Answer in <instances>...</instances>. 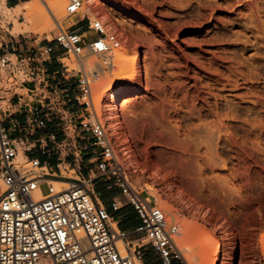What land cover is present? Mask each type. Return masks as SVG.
<instances>
[{
	"label": "rangeland",
	"instance_id": "rangeland-1",
	"mask_svg": "<svg viewBox=\"0 0 264 264\" xmlns=\"http://www.w3.org/2000/svg\"><path fill=\"white\" fill-rule=\"evenodd\" d=\"M97 1L94 7L84 0V12L115 32L122 46L113 68L96 55L63 56L67 89L76 95L75 74L87 71L105 124L111 104L105 99L116 89L129 93L121 103L126 133L118 139L109 128L110 135L134 184L169 224L180 226L178 244L188 264H211L205 259L213 257L215 241L223 264H264V0ZM66 3H49L64 17L60 26L41 7L28 27L25 5L15 22L33 42L51 43L61 26L80 19L66 18ZM107 10L115 21L102 20ZM9 11L0 0V15L14 22ZM134 60L135 73L128 68ZM18 164L28 165L21 157ZM41 191L47 194V185ZM144 252L148 262L151 252Z\"/></svg>",
	"mask_w": 264,
	"mask_h": 264
},
{
	"label": "built area",
	"instance_id": "built-area-1",
	"mask_svg": "<svg viewBox=\"0 0 264 264\" xmlns=\"http://www.w3.org/2000/svg\"><path fill=\"white\" fill-rule=\"evenodd\" d=\"M65 12L67 19H80L68 28L61 26L51 43L35 41L15 55L6 50L0 54V76L8 77L5 81L0 77V264H143L148 247L160 264H188L178 244L180 226L169 224L157 202L134 184L124 153L99 115L91 75L82 68L75 74L79 113H71L65 103L70 91L64 65L58 73L64 82L55 89L50 86L47 64L57 49L64 51L60 59L91 54L113 68L122 46L115 32L84 12V0H67ZM78 25L86 26L91 37L81 33ZM3 37L0 25V51ZM24 89L26 102L25 95L18 92ZM13 97L25 108L24 123L13 120L7 103L3 105ZM52 124L63 135L59 143L57 133L37 135ZM73 141L82 144L79 150L93 153L97 174L71 178L63 174L73 171L63 166V160L57 174L32 156L35 151L48 153L50 143L69 152ZM20 156L28 165L18 164ZM68 156L74 165L79 162V155ZM109 180H114L123 203L136 211L140 221L136 228L121 229L102 203L95 182ZM42 185H47V194L42 193ZM121 208V202H113V212Z\"/></svg>",
	"mask_w": 264,
	"mask_h": 264
},
{
	"label": "crops",
	"instance_id": "crops-1",
	"mask_svg": "<svg viewBox=\"0 0 264 264\" xmlns=\"http://www.w3.org/2000/svg\"><path fill=\"white\" fill-rule=\"evenodd\" d=\"M4 1H5V8L8 11L10 10L9 12L14 18V22L12 21L5 22L6 17L2 14L0 15V25L4 28V37L2 42L3 48L0 51V54H2V52L6 50L15 55V52L17 53L23 52L34 44L28 33H24L25 30L23 31L20 25L23 23H19L17 21L18 23L17 24L15 22V16L17 15L24 16V14L23 13L15 14L14 12L15 11L14 9H16L17 7H22L25 3L31 2L32 0H4ZM21 30L23 31V33L15 34V32L17 31L20 32ZM79 31L84 35H86L87 37H91V34L87 32L86 26H81ZM61 53L62 50L57 49L54 55L52 56L51 60L47 64V68L50 71V75H51L50 86L52 89H55L64 82L61 76L58 75V73H60L63 68L60 59V57L62 56ZM26 90L27 89H24L22 91H26ZM27 100H28V96L25 95L24 101L26 102ZM4 102L7 103L8 109L11 112V114H14L13 120L24 123L25 108L22 104L18 103V98L13 97L10 100H6ZM65 103L67 104V109L71 113L73 114L79 113L80 107L75 102L74 95H71V93H67ZM15 111H17L18 113L15 114ZM6 126L9 127L10 124L7 123ZM46 133H57L58 143L63 140V135L60 132H58V130L55 127V124L50 125V127L46 131L37 132V135L39 136ZM71 145L72 148H70L68 152L66 150H63V148H60L58 150L57 146L54 145V143H50L48 153L43 154L41 151H35L32 156L39 159L42 162V164L45 165L46 167L53 169L57 174L59 173L57 166L59 165L60 160H63V166H67L71 170H73L70 172H75L77 178L87 179L88 177L97 174V164H96V159L93 156V153L83 152L79 150V148H81L82 145L80 142H77L75 144V141H73ZM70 153L71 154L75 153L79 155V162L77 164L74 165L72 156H68ZM66 156H68L67 159ZM99 182H103V183H99ZM99 182L98 181L95 182V189L101 193L102 203L105 205L108 211L112 213L119 227L123 230H131L139 226L140 221L136 211L132 206L125 205L123 203V198L121 196L120 190L115 185L114 180H109L106 182L99 181ZM115 201L122 203V208L118 212L112 211V204ZM146 249H149L152 258H150L148 262L144 258L143 264H160L159 260L154 255L152 249L149 247Z\"/></svg>",
	"mask_w": 264,
	"mask_h": 264
},
{
	"label": "bare ground",
	"instance_id": "bare-ground-1",
	"mask_svg": "<svg viewBox=\"0 0 264 264\" xmlns=\"http://www.w3.org/2000/svg\"><path fill=\"white\" fill-rule=\"evenodd\" d=\"M54 1H57V0H32L31 2H28V3H25L24 5L25 6H27V12H26V22H25V25H27L28 27H29V25L30 24H32V18H31V15L34 13V12H36V11H38L41 7H43V8H45L49 13H50V15H51V17H52V19L54 20V22L58 25V26H60V24H61V22H59V21H62L63 19H64V17L62 16H60L59 17V14L57 15V13L55 12V9H56V7L54 6V5H49V3H53ZM88 4L90 5V6H94V5H98L99 4V2L97 1V0H88ZM89 6V7H90ZM95 7V6H94ZM102 7V6H101ZM91 9V8H90ZM17 13H19V12H21L23 9H22V7H17L16 9H14ZM13 10V11H14ZM101 10H102V8H101ZM14 11V12H15ZM104 12V11H103ZM54 13H56V14H54ZM104 15L102 16V20L104 19V21H111L113 18L111 17V14L112 13H110V11H105V13H103ZM113 15V14H112ZM58 16V17H57ZM101 19V18H100ZM115 20H116V18H114ZM113 19V20H114ZM114 20V21H115ZM110 23H112V22H110ZM115 24V23H114ZM117 24V23H116ZM120 24V23H119ZM110 25V24H109ZM112 25V24H111ZM118 25V24H117ZM117 25H116V27H117ZM121 25V24H120ZM119 25V26H120ZM122 55H124L123 53H121V55L120 56H122ZM141 58H142V54L139 52V51H137L136 53H135V56H134V59H136V61H138V62H140L141 61ZM115 60V59H114ZM134 63H135V60L134 61H132V63H130V65H128V68L130 67L131 69H132V71L135 73V71L137 70H135V65H134ZM91 65H92V63H85V66L86 67H89L90 69H92L93 67H91ZM126 66V65H125ZM124 66V67H125ZM143 66V65H142ZM123 67V68H124ZM138 67V66H137ZM127 68V67H126ZM127 68V69H128ZM145 68V67H144ZM125 69V68H124ZM124 69H122V70H124ZM146 69V68H145ZM101 70V69H100ZM91 71V70H90ZM102 71V70H101ZM144 72V71H143ZM146 72V71H145ZM140 73V72H139ZM146 75H147V73H146ZM145 78H147V76L145 77ZM143 80H144V77L142 78ZM143 80H141V81H143ZM147 81V80H146ZM145 81V82H146ZM105 82V81H104ZM101 83V82H100ZM102 84V83H101ZM106 83H103V85H105ZM100 86V85H99ZM101 87V86H100ZM103 87V86H102ZM121 88V87H120ZM108 91H110V89H108ZM106 93H107V90H106ZM129 95V93H127V92H125V91H123V90H118V89H116V90H113V92H112V94H111V96H112V98L109 100V97H107L106 99H105V102L106 103H111V104H108V106H106V108L107 107H109L110 108V110H106V112H105V118H106V121H107V124H108V126H109V128H110V131H111V133H113V135L116 137V138H118V139H121V138H123V136L125 135V133H126V128H125V126H124V123H123V119H122V115H121V103H122V101L125 99V98H127V96ZM110 101H112V102H110ZM104 104V103H103ZM105 107V106H104ZM108 108V109H109ZM128 137V136H127ZM117 139V140H118ZM124 146H126V149H124V150H129V149H131L132 148V145H131V143H130V141L129 140H124ZM24 161H26L25 160V158L23 157V156H20ZM2 189H3V187H2ZM187 232H189V230L187 231ZM263 239H264V237H263ZM214 242V241H213ZM212 242V243H213ZM217 241H215V246H214V243L212 244V246H211V248H212V250H214V255H213V257L211 258V253H208L206 256H207V258L205 259V261L206 262H208V263H210L211 262V264H223V263H225V261H224V259H221L220 257H219V253H220V251H219V244L218 243H216ZM213 246H214V248H213ZM190 257L192 258V260H194L195 259V257L193 256H191L190 255ZM204 258V257H203ZM187 261V260H186ZM201 261V260H200ZM224 261V262H223ZM189 262V261H188ZM193 262V261H192ZM191 262V263H192ZM205 262V263H206ZM190 263V262H189ZM194 263H196V262H194ZM204 264V263H203ZM228 264H232V263H228Z\"/></svg>",
	"mask_w": 264,
	"mask_h": 264
},
{
	"label": "trees",
	"instance_id": "trees-1",
	"mask_svg": "<svg viewBox=\"0 0 264 264\" xmlns=\"http://www.w3.org/2000/svg\"><path fill=\"white\" fill-rule=\"evenodd\" d=\"M145 257H146V255H145Z\"/></svg>",
	"mask_w": 264,
	"mask_h": 264
}]
</instances>
